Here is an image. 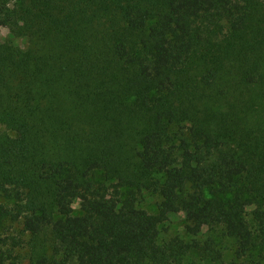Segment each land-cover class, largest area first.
<instances>
[{
	"label": "trees",
	"instance_id": "obj_1",
	"mask_svg": "<svg viewBox=\"0 0 264 264\" xmlns=\"http://www.w3.org/2000/svg\"><path fill=\"white\" fill-rule=\"evenodd\" d=\"M1 25L26 46L0 43V264H262L264 0H0ZM181 211L235 258L160 240Z\"/></svg>",
	"mask_w": 264,
	"mask_h": 264
},
{
	"label": "rangeland",
	"instance_id": "obj_2",
	"mask_svg": "<svg viewBox=\"0 0 264 264\" xmlns=\"http://www.w3.org/2000/svg\"><path fill=\"white\" fill-rule=\"evenodd\" d=\"M10 41L12 44L19 46L21 48H25L26 41L23 38L13 36L8 28H6L4 25L0 26V43ZM96 178L101 180V173L98 172L96 174ZM123 192L126 191V189H122ZM137 204L140 208L148 211L149 213L155 214L158 209V204L161 200L160 196L156 194H152L149 191L143 190L138 195L137 198ZM4 200L0 198V204H4ZM73 214L79 215L81 214L80 208H79V201L75 200L73 205ZM251 208H246V212H250ZM188 215L185 212H178L175 214H170L169 218L166 222L160 225L159 229V238L160 240H167L171 237L178 236L184 241H192V240H206L210 239L213 241V245L222 252L223 259L225 262H230L235 258L234 249L235 245L233 240L228 237L225 233L226 231L221 228H214V229H208V228H202L201 230H193L188 231ZM21 226H11L10 222L6 218H0V236L4 237L7 234H18L20 231ZM24 239L27 241L29 239L28 236H24ZM40 245L35 246V251L43 252L46 251L45 247L47 246V243L45 242V239L40 240ZM20 254V260L22 261V264H29V258H30V248L29 246L25 245L24 248L19 249L17 252ZM254 259L259 260L261 257V250L256 249L255 250ZM261 263L264 264V256L262 257ZM70 264H75L74 262H71ZM184 264H211L210 260H201L199 255L196 252H190L185 258H184Z\"/></svg>",
	"mask_w": 264,
	"mask_h": 264
}]
</instances>
